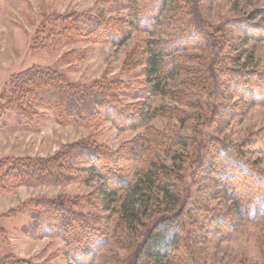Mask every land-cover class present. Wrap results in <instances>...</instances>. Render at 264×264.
I'll use <instances>...</instances> for the list:
<instances>
[{
    "label": "rangeland",
    "instance_id": "374dc122",
    "mask_svg": "<svg viewBox=\"0 0 264 264\" xmlns=\"http://www.w3.org/2000/svg\"><path fill=\"white\" fill-rule=\"evenodd\" d=\"M185 4L166 0L155 21L170 20L175 26V19L186 20L180 15L187 10L200 29L192 27L183 33L187 40L201 42L174 59L177 67L164 81V93L150 95L143 83L145 42L172 39L174 28L165 31L158 25L150 35L129 25V0H0V92L19 72L48 69L80 87L121 78L129 88L128 95L119 98L131 104L149 103L157 109L142 125L127 129L101 117L84 123L60 122L53 111L39 106L26 118L5 111L0 114V158L45 160L70 143L87 140L106 152L118 153L114 172L126 181L133 183L137 169L156 164L158 183L179 198L177 205L171 206L159 187L136 194L120 190L109 197L99 177L84 173L89 164L82 157L74 161L77 170H71L76 174L72 181L0 191V254L32 264H80L70 255L59 222L52 221L56 231L49 235L40 231L28 234L22 229L30 222L33 209L39 214L46 209L41 203L44 200L39 199L44 197L71 203L73 210L89 215V226L106 236L105 243L96 246L94 259L85 264L134 263L149 228L169 216H176L180 225L177 241L181 253L200 264L264 263V219L235 218L233 201L224 194L219 177L212 178L208 165L218 142L240 147L244 161L264 170V152L255 144L244 146L264 129V101L242 103L226 78L228 72L243 65L264 74V0H187ZM99 10L104 17L124 20L122 28L129 32L124 43L80 37L52 42L49 37L40 39L41 29L47 35L58 28L59 17L70 13L92 16ZM247 27L256 38L247 36ZM169 68L167 63L164 71ZM135 92L139 97L129 98L137 95ZM124 205L128 214L139 213L135 223L125 226L121 221ZM217 218L226 223L217 224ZM142 258L140 255L138 261L145 264Z\"/></svg>",
    "mask_w": 264,
    "mask_h": 264
},
{
    "label": "trees",
    "instance_id": "16d2710c",
    "mask_svg": "<svg viewBox=\"0 0 264 264\" xmlns=\"http://www.w3.org/2000/svg\"><path fill=\"white\" fill-rule=\"evenodd\" d=\"M155 1L158 2L155 3ZM186 2L178 0L179 5ZM129 4V10H131L129 25L140 27L150 35L156 32L158 25H162L165 31L172 30V28L176 30L172 39L153 38L145 42L143 83L150 95L164 93V81L172 76L177 67L173 65L175 64L174 59L180 58L183 53L180 55L179 53L192 48V44L196 45L201 42L187 40L184 32H189L192 27L200 29L196 27L198 21L186 10L180 15L186 20L175 19V26L170 20L156 22L166 0H129ZM184 6L189 7L188 4ZM102 14L103 10L95 12L92 16L66 14L59 17L61 19L56 25L58 28L51 29L52 31L47 35H44L41 29V37L40 35L39 37L42 41L49 37L51 42L62 39L69 41L80 37L109 40L115 44L124 43L129 36L128 30L122 28L124 20L119 17H104ZM246 29L247 36L256 38L250 28ZM167 63L170 68L166 72L164 68ZM247 69L243 65V68L240 67L239 70L228 72L226 78L232 81L233 84L230 83V86L238 93L239 100L242 103L247 102L248 105H253L264 101V74ZM127 85V82L121 78H109L80 87L57 71L29 68L11 76L7 81V87L0 92V114L9 111L18 117L26 118L35 112L33 107L39 106L53 111L57 119L64 123H84L89 119L101 117L100 119L110 120L119 129L135 128L155 114L157 109L151 108L149 103L131 104L127 100L124 102L119 97L128 95ZM135 93L137 95L129 98L139 97L138 92ZM92 144L87 140L75 141L45 160L33 159L30 156L0 158V191H7L22 185H55L72 181L76 177L75 173H71L73 167L76 169L74 161L86 157L89 166L85 168L84 173L91 178L99 177L109 197L120 190L136 194L159 187L158 191L162 193L163 199L171 206L177 205L179 198L176 193H172L163 183L161 185L158 183L156 164L150 165L149 169H137L138 177L132 183L118 177L119 175L114 172L118 167L115 163L118 153L106 152L103 148L99 149L97 144ZM252 144L258 145L256 149L264 152V129L249 138L244 146ZM214 146V160L208 163L210 175L213 179L217 175L222 182L225 189L224 194L234 203L235 218L245 221L264 219V170L244 161L240 147L218 144V142ZM39 199H43L41 203L47 205L46 209L40 210L46 216L44 217L37 213L38 210L33 209L34 212H30V222L23 224L22 229L28 234L40 231L42 234L49 235L54 232L53 230L56 231L52 221H57L72 258L80 264L92 261L97 253L96 246L99 248L103 245L106 236L94 225H88L89 215L73 210L71 203H66L63 198L44 199L42 197ZM120 214L125 226L129 224L128 222L135 223L139 215L138 212L128 214L125 205ZM217 219H220L217 224L226 223L223 218ZM179 232L180 225L176 216L162 217L155 221L144 235L132 264H140L138 261L140 255L145 264H200L186 252L181 253L177 241ZM0 264L32 263L25 259L0 254Z\"/></svg>",
    "mask_w": 264,
    "mask_h": 264
}]
</instances>
